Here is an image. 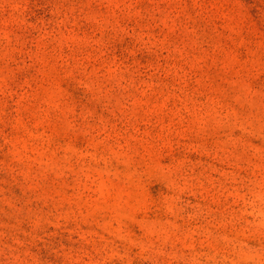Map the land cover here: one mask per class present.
I'll return each mask as SVG.
<instances>
[{"label": "rangeland", "instance_id": "374dc122", "mask_svg": "<svg viewBox=\"0 0 264 264\" xmlns=\"http://www.w3.org/2000/svg\"><path fill=\"white\" fill-rule=\"evenodd\" d=\"M0 264H264V0H0Z\"/></svg>", "mask_w": 264, "mask_h": 264}]
</instances>
